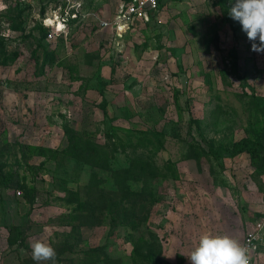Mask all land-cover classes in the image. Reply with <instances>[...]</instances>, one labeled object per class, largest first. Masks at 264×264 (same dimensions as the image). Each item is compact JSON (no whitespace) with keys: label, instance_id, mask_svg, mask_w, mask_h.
Returning a JSON list of instances; mask_svg holds the SVG:
<instances>
[{"label":"rangeland","instance_id":"rangeland-1","mask_svg":"<svg viewBox=\"0 0 264 264\" xmlns=\"http://www.w3.org/2000/svg\"><path fill=\"white\" fill-rule=\"evenodd\" d=\"M126 1L0 0V264H83L95 246L109 261L89 264H191L205 232L240 241L264 217V168L230 155L246 129L264 144L250 101L264 98V53L230 17L236 0H165L147 21L100 26ZM71 138L104 147L106 165L67 157ZM134 158L147 164L126 223H61ZM37 239L55 262L32 259Z\"/></svg>","mask_w":264,"mask_h":264},{"label":"trees","instance_id":"trees-1","mask_svg":"<svg viewBox=\"0 0 264 264\" xmlns=\"http://www.w3.org/2000/svg\"><path fill=\"white\" fill-rule=\"evenodd\" d=\"M128 1L129 0H127L126 2ZM5 17H7L6 19L8 21L10 20L11 22H15L17 24V26L15 25L14 27H19L18 24H20L23 20L21 10H18L13 18L8 16ZM36 27L38 32L40 31L42 33V36H44L46 28L42 24H37ZM14 57V53H12L9 58L8 55H3L1 63L4 65L8 60L11 61ZM250 101L253 106L264 109L263 97L253 94L250 98ZM246 132L249 133V136L242 137L238 141H236L232 145L230 155L235 156L240 153H246L248 155L251 167L264 168V144L259 142L256 135H250L248 129H246ZM70 141L72 142V138ZM70 141L69 144L65 148H63V153L67 157L73 158L76 161H86L87 164L90 165H99L103 162V164H105L107 157H105L104 155L108 152L104 149V147L93 144L92 141L82 142L76 139L71 144ZM115 149L116 148H114L113 150ZM92 158L102 163L97 162L96 164H92L94 163V160H92ZM131 161L133 162V167H119L112 171V178L114 181V185H116L115 190H113L112 192L108 191L106 193L99 192L98 197L95 196V200L93 202H90V199L86 201L79 200V202H77L78 205L71 209V211L73 212L69 213L70 217L68 218V220H63L61 223L63 225L69 226L70 230H73L76 226V220L81 222L80 213L84 214V216L87 217H96V215L99 214L98 217H100L101 222L104 223L105 221H107L110 225L126 223L128 221V218L125 217H127L128 214H133V200L140 197V192L134 190L130 186L129 182L141 180V171L147 164V161L142 158H134ZM136 170L141 171L137 173ZM9 178V174L0 172V182L3 183L4 186L7 184V182H9ZM69 193L70 192L68 190V195ZM68 200L71 201L70 198H67L65 201L69 202ZM96 212L98 213L95 214ZM82 258L83 264H89L99 260H102L103 262L109 261V257L103 252L102 246L89 248L88 250L83 252Z\"/></svg>","mask_w":264,"mask_h":264},{"label":"clouds","instance_id":"clouds-1","mask_svg":"<svg viewBox=\"0 0 264 264\" xmlns=\"http://www.w3.org/2000/svg\"><path fill=\"white\" fill-rule=\"evenodd\" d=\"M229 15L242 25L252 41L251 50L264 53V0H236ZM259 40V44L255 41ZM31 256L34 261L55 262V249L44 240L30 242ZM191 264H249L247 249L228 235L205 232L198 246L188 255Z\"/></svg>","mask_w":264,"mask_h":264},{"label":"built area","instance_id":"built-area-1","mask_svg":"<svg viewBox=\"0 0 264 264\" xmlns=\"http://www.w3.org/2000/svg\"><path fill=\"white\" fill-rule=\"evenodd\" d=\"M165 0H129L121 3L119 9L113 15V23L102 21L100 26L124 28L135 21H147ZM75 15V14H73ZM62 24L65 25L64 21ZM114 28V27H113ZM56 31L61 30L56 29ZM55 30L47 34V38L53 36ZM240 244L246 247L249 264H258L261 261V249L264 248V217L255 219L245 230Z\"/></svg>","mask_w":264,"mask_h":264},{"label":"crops","instance_id":"crops-1","mask_svg":"<svg viewBox=\"0 0 264 264\" xmlns=\"http://www.w3.org/2000/svg\"><path fill=\"white\" fill-rule=\"evenodd\" d=\"M61 23H62V19H58ZM63 26H65L64 24H62ZM108 29H110V28H108ZM236 157V156H235ZM243 157V155L240 157V158H242ZM239 158V157H238ZM236 186L237 187H239V184H236ZM243 186V185H242ZM247 187L249 188V185H247ZM261 200V199H260ZM261 202H262V204L260 205V209H262V211L264 210V202H263V200H261ZM259 208V207H258ZM193 236H195V234H193L192 235V237ZM242 238V237H241ZM241 240V239H240ZM240 242V241H239ZM264 262V248L263 249H261V261L258 263V264H260L261 262Z\"/></svg>","mask_w":264,"mask_h":264},{"label":"bare ground","instance_id":"bare-ground-1","mask_svg":"<svg viewBox=\"0 0 264 264\" xmlns=\"http://www.w3.org/2000/svg\"><path fill=\"white\" fill-rule=\"evenodd\" d=\"M46 21L48 22V25H52L56 29L62 28V23L58 19H54L52 17H48V18H46Z\"/></svg>","mask_w":264,"mask_h":264}]
</instances>
